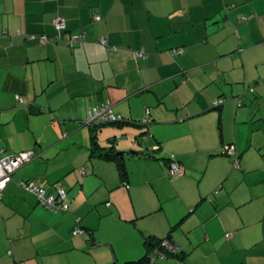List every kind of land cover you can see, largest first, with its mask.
Here are the masks:
<instances>
[{"label":"crops","instance_id":"0c3cea01","mask_svg":"<svg viewBox=\"0 0 264 264\" xmlns=\"http://www.w3.org/2000/svg\"><path fill=\"white\" fill-rule=\"evenodd\" d=\"M59 15L66 21L65 30L54 25ZM245 15L248 19L241 21ZM61 33H83L85 40L72 47L59 37ZM42 36L49 40L42 42ZM180 48L183 53H170ZM141 49L149 55L138 57ZM251 81L256 87L248 93ZM228 94L238 95V102L212 106L211 101ZM17 95L23 103H17ZM107 101L125 121L149 118L150 142L162 147L156 156L172 153L185 168L173 181L178 208L171 212L159 194V201L135 206L124 216L114 198L125 186L131 195L141 184L162 191L161 182L167 179L163 160L126 154L125 185L115 161L91 156L90 140L83 143L85 150L51 175L50 163L42 166L48 159L45 148L58 140H41L40 149L34 148L37 158L13 173L0 198V264H80L85 259L89 264H121L145 253V236L165 237L170 231L183 256L159 257L149 264H264V134L242 145L237 136L222 134V114L230 112L236 126L257 117L262 120L258 130H264V109L258 108L264 103V0H0V147L9 151H1L2 156L29 150L25 145L13 147L1 135L19 115L31 124L35 115L50 111L46 119L56 120L61 116L58 110L68 107L75 111L71 117L83 121L93 105ZM235 101L233 112L228 103ZM16 103L24 108L16 112ZM114 126L115 137L126 127L137 136L142 130L130 122ZM99 142L109 146L101 142L100 134ZM224 144L237 146L241 167L231 166L227 157L221 167L213 164L211 158L223 155ZM125 148L147 150L134 144L116 147ZM204 154L210 156L207 167L199 164ZM127 156L145 159L138 179L127 166ZM78 166L83 176L92 175L82 179L81 188L75 186L82 174ZM188 169L201 173V179L210 172L212 187L222 182L220 188L226 191L214 197L200 183L194 186ZM234 174L239 175L238 182L230 187L227 180ZM26 180L51 192L65 187L71 215L39 205L35 194L20 186ZM87 182L97 183L103 192L100 200H84L80 209L74 195L85 190ZM189 184L193 190L187 192ZM107 197L117 203L116 212L98 207L97 202ZM92 213L96 226L83 221ZM107 215L112 219L109 224L131 226L125 258L112 235L98 238ZM77 218L92 230L93 240L88 232L73 234ZM100 249L107 251L106 258Z\"/></svg>","mask_w":264,"mask_h":264},{"label":"rangeland","instance_id":"374dc122","mask_svg":"<svg viewBox=\"0 0 264 264\" xmlns=\"http://www.w3.org/2000/svg\"><path fill=\"white\" fill-rule=\"evenodd\" d=\"M246 16V15H245ZM247 17V16H246ZM242 85V84H241ZM256 87V83H254L253 81L250 82V84H248L246 91L248 93H252L251 91H253ZM242 96L245 93H241ZM23 98H26V95H22ZM241 97V96H240ZM245 98V97H244ZM239 100V97L237 95V97L235 98L232 94H228L227 96H222V97H217L215 100H224L226 101H230V100ZM246 99V98H245ZM241 100V99H240ZM211 101V104L212 102ZM224 102V103H225ZM236 101L235 102H229L228 104H230L232 106V111L234 112V110L236 109ZM17 105V106H16ZM16 108L15 111L18 112L19 109L24 108V106H18V104H15ZM244 107V106H243ZM259 111L264 109V103H260L259 105ZM50 111H45L43 113H40L39 115H35L32 118L31 124L28 123V120L26 117L19 115L15 121H12L10 123H8L6 125V129L3 133H1L2 137L4 139H6V142L10 143V145H12L13 147H21L23 145L25 146H29V150H25V151H34V148L37 146L40 149V145L41 144V140L44 143H50L53 140L57 139V143L55 145H47L45 148V156L46 158H48L47 160H43L44 164H42V166H46L47 163H50V171L49 173L52 175L55 172V169L60 168V167H64L65 164L69 161L72 160V158L75 157L76 154H78L79 152H81L82 150H85L88 146H85V142H90V127L89 125L86 124V118L82 120L78 119L76 120L75 117H71L75 111H73L72 109L68 108V107H63L60 108L58 110V113L61 115L60 117H56V120H52V116H50L48 119H46V114H48ZM26 115V114H25ZM118 115V114H116ZM121 116V115H120ZM260 117V115L258 114V118ZM144 119V118H143ZM142 119V120H143ZM249 121H247L246 123H239L237 126L234 123L233 120V113L231 115V112L227 115H225L224 113L222 114V134L224 132V137H228V138H235L237 136L238 141H236L237 143L239 142L240 145H242L243 143L246 142H250L253 139H257L259 135L264 134V130L260 131L258 130V128L260 127V123L262 122L261 119H257V117L255 118H251L248 119ZM114 124H107L105 126H103V128L100 130V140L103 144H111L112 140L115 138V145L116 147H125L129 144H134L137 147H141L143 149H148L150 146H154L155 147V143L151 144V137L152 133H149L148 135H146L145 137L141 138V142L138 141L137 135H133L131 133V131H129L131 128L129 127H124L125 128V133L124 134H119L116 135V137L114 136V133H112L114 131ZM137 136V137H136ZM75 137L77 141H73L72 142V138ZM214 137H216L215 132H214ZM219 136H217L218 139ZM40 139V141H39ZM37 141V142H36ZM235 142V140H234ZM84 143V144H83ZM36 145V146H35ZM3 144L0 147V150L3 151ZM226 146V144H224L221 147V153L223 152L222 150L224 149V147ZM235 151L232 152V154L227 153H222L221 155L224 156L222 158V156H220V158H211V161H213L214 165H217L219 167H221V161L225 159V157H227V159L229 160L231 166H237V167H241L240 161L237 162V157L239 156L238 153V149L237 146H235ZM119 150H136L133 148H125V149H119ZM138 151V150H137ZM54 152L55 155H54ZM157 152H160V150ZM251 152L255 151L253 149H251ZM4 154H9V151H3ZM168 155H173L172 153H169ZM227 155V156H226ZM251 156V155H249ZM37 158V157H36ZM35 158V159H36ZM34 159V158H33ZM34 159V160H35ZM81 159V157L79 158V160ZM41 160V159H40ZM193 160V159H192ZM33 161V160H32ZM129 161L130 164H129ZM195 161V160H193ZM210 161V156L209 155H202V157L200 156L199 158V164L201 167H207ZM126 162H127V166L129 167V169L131 170L132 175L136 176V178L138 179L141 175H142V169L144 168V166L146 165L145 163V159L144 158H138L136 156H127L126 158ZM32 162H28L25 164V166L22 167H28L31 165ZM234 163V164H233ZM44 166V167H45ZM81 166V165H80ZM80 166H78V171L80 169ZM115 169V168H114ZM82 170L80 169V173ZM115 173H117V171H114ZM117 177V174H115ZM57 174V172L55 173ZM54 174V175H55ZM113 174V173H112ZM166 174V173H165ZM187 174L191 175L192 177H194V180H192L194 186L197 185L198 183L201 184L202 189H206V190H210V192L213 194V196H216V192H220L222 191H226V189H222V187L220 188V185L222 184V182H219L217 185H215L214 187H212L214 185V178L212 177L211 173L209 172L207 174V176L204 179H201V173H197V171L188 169L187 170ZM72 175L69 174L67 176H65V180L68 179L70 180V176ZM84 174H80L79 179H77L75 186L81 188V184L82 179L86 178L89 179L92 177V175L88 174L83 176ZM235 176H231L230 179L227 180L228 185L230 187H234V185L236 184L237 179L239 177V175L234 174ZM181 176V175H180ZM179 176H171L166 174V178H163L162 182H161V189L157 191V189L155 187H152L149 184H141L137 187H134L132 189V195L131 192L129 190V186H125L126 189H121L122 193H118L114 198L116 200V202L118 204H120V206L123 209L124 212V216H129V212L132 210L134 211L135 206L136 207H143L147 204H152L153 202H157L159 201V194L160 196L166 201V204L168 205V207L170 208V211L173 212L174 210H176L178 208V203H177V199L179 198L178 195L176 194V185L173 182L176 178H178ZM71 183H73L74 181H70ZM158 185V184H157ZM227 185H225V187H229ZM59 188H63V186H57L56 189ZM85 190L82 189L81 193H79V195L76 193L74 195V197L76 196L77 198L74 199L73 201H75L76 206H78L80 209L83 208L84 204L83 201L84 200H88V199H95L98 198V200H100V196L102 195L101 193L103 191L99 190V187L97 185V183L95 185H93L92 183H86L85 184ZM65 189V187H64ZM187 192H189L190 190H193V187L191 184L188 185ZM66 190V189H65ZM71 191L68 192V194H71ZM86 191H88V193H86ZM67 192V190H66ZM107 192H109L107 190ZM78 195V196H77ZM36 197V196H35ZM213 197V198H214ZM108 200V201H107ZM115 202V204H117ZM257 202H259V200H257ZM112 201H110V198H104L101 201L97 202L98 207L100 208V210H102L105 206L108 207V209L110 210V208L112 210H116L115 205ZM39 205L43 206L41 203H39ZM112 205V207H111ZM46 207V206H43ZM102 207V208H101ZM47 209L51 210L50 208L46 207ZM191 209V208H190ZM53 211V210H51ZM56 212H64L70 214L72 212V210L69 208L67 211H56ZM71 215V214H70ZM111 216L107 215L103 218L102 220V226L99 228V230L97 231V235L99 239H103L107 236L112 235L114 237V239L116 240V245L119 248V253L121 255V258H125V256L129 255V251L127 252H123L124 250V243H125V239L127 237V232L129 230V227L131 226H127V224H121V225H117V224H109L108 222H110L112 219H110ZM84 222H86L88 225L91 226H96L97 225V217L94 213L90 214L89 216H86L83 219ZM148 220H146L145 222H147ZM75 224L77 225V221L75 220ZM75 225V227H77ZM133 227V226H132ZM123 235V237H122ZM104 240V239H103ZM141 243H143V238L141 236V239L139 240ZM99 254L101 257L106 258L105 256L107 255V251L105 249H100L98 250ZM80 264H89L88 261L85 259V261L83 260V262H81Z\"/></svg>","mask_w":264,"mask_h":264},{"label":"trees","instance_id":"16d2710c","mask_svg":"<svg viewBox=\"0 0 264 264\" xmlns=\"http://www.w3.org/2000/svg\"><path fill=\"white\" fill-rule=\"evenodd\" d=\"M242 17H245L244 20L248 19V17H246V16H242ZM100 18H98V19H100ZM141 50H143L144 52H147L144 49H141ZM173 50L170 51L171 54H173ZM138 52L139 51H137V53ZM137 53H136V55H137ZM147 54L149 55L148 52H147ZM179 54H181V53H179ZM148 55H144V56H138L137 55V56L138 57H147ZM173 55H175V54H173ZM222 104L223 103L215 105L212 102V106L218 107V108L220 106H222ZM96 105H99V104H96ZM96 105H93L92 107H94ZM125 122H130V123H133V124L141 127L142 130L138 134V137H140V139L142 137H145L149 133H151V131L147 128V125L151 122V120L148 121V122H144L143 120H141L140 122H137V121L131 122V121H125L122 118L121 120H116V121H106V122H101V123L86 122V124L89 125V127H90V140H91L90 154H91V156H97V157H100V158L105 159V160L115 161L116 164H117V167H118L119 174L121 176V180H122L123 184L127 185L128 184L127 181H128L129 172H128L127 168H126V163H125V160H124L126 154H124V155L117 154V152L119 150L116 149V145H115V140L116 139L115 138L112 140V144L109 145V146H103L99 142V133H100V130L103 128V126H105L107 124H114V125L123 124ZM230 145H232V144L226 145L224 147V149L222 150L223 151L222 153H227V150H228L227 148L232 147ZM161 149H162L161 144L158 143V144H155V147L154 146H150L146 151H142L143 152L142 154H145L146 156L151 157V158L163 160L164 164L166 165V170H165L166 174L171 175V176L183 175L185 173V170H184V172H182L180 174H177V175L171 174V172H170L171 164L173 162L180 163V161L177 159V157L175 155H168V156H163V157L156 156L155 153L157 152V150H161ZM236 161L237 162L240 161V155L237 157ZM26 181H31V180H26ZM22 182H20V186H21ZM57 190H56V192H51L50 190H48V191L51 192V193H54L55 196H57V198H56L57 205H61L62 204V206H63L64 204H66L67 208H61V209H58V210H54V209H51V208L50 209L53 210V211H61V210L62 211H67L69 209V203L65 199L66 196H67L66 190H65V197L64 198H62L60 195L59 196L56 195V193L58 192ZM193 209L194 208H191L190 211H193ZM76 221H77V225H76L77 227H74L73 234L77 235V234H81L83 232H88L89 236H90V239L93 240L95 237L93 236L92 230L90 231L86 227H83L81 225V223H80L81 222L80 218H77ZM77 229L79 230V232L78 233H74ZM172 237H173L172 236V231H170V233H168L165 237H156V236H153V235L145 236V240H144L145 253L142 256H140L139 258H137V259L127 260V261H125V262H123L121 264H149L150 262L154 261L155 259H157L159 257H165V256L182 257L183 256V252H181L179 250V246L177 245V243L174 241V239Z\"/></svg>","mask_w":264,"mask_h":264},{"label":"built area","instance_id":"2783aa9c","mask_svg":"<svg viewBox=\"0 0 264 264\" xmlns=\"http://www.w3.org/2000/svg\"><path fill=\"white\" fill-rule=\"evenodd\" d=\"M98 18H100L98 16ZM245 17H242L240 20L243 21ZM54 25L56 26L57 29L59 30H65L66 29V21L62 16H57L54 20ZM59 37L65 38L69 45L74 47L76 44L79 42L85 40V36L83 33H64L60 34ZM49 40V37L47 36H42L41 41L42 42H47ZM101 41L104 44H108L106 38H102ZM182 49H174L173 54H179L182 53ZM138 56H144L148 55L147 52H144L143 50L139 51L137 53ZM17 103L21 104L23 103V99L20 95H17ZM224 100H215L213 101V104L218 105L223 103ZM242 102H239V105H241ZM122 116L116 115L113 112L112 109V103L107 101L104 103H101L99 105H96L92 107L89 111V115L87 117L86 122H91V123H101V122H106V121H116V120H121ZM144 122L150 121V119H145L143 120ZM157 147V146H156ZM227 152L229 154H232L234 152V147H229L227 148ZM35 157V153L33 151H21L15 155L11 156H2L1 155V150H0V198L3 195V191L8 185V183L12 180V175L13 173L26 164L27 162L31 161ZM184 167L177 162H173L170 167V172L173 175L180 174L184 172ZM21 187H23L25 190L34 193L37 196V199L39 202L51 209L58 210L61 208H67V205L64 204L57 205L56 203V198L54 193H51L48 191L47 188L40 186L36 184L34 181H23L21 183ZM58 192L56 195H60L62 198L65 197V189L59 188L57 190ZM79 230L77 229L74 233H78Z\"/></svg>","mask_w":264,"mask_h":264},{"label":"water","instance_id":"95a60500","mask_svg":"<svg viewBox=\"0 0 264 264\" xmlns=\"http://www.w3.org/2000/svg\"><path fill=\"white\" fill-rule=\"evenodd\" d=\"M143 152L142 151H137V150H119L117 154H133V155H141Z\"/></svg>","mask_w":264,"mask_h":264}]
</instances>
